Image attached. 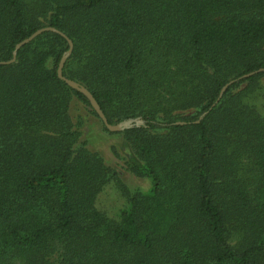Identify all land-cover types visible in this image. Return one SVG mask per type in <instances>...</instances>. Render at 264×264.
Returning a JSON list of instances; mask_svg holds the SVG:
<instances>
[{
    "label": "trees",
    "instance_id": "16d2710c",
    "mask_svg": "<svg viewBox=\"0 0 264 264\" xmlns=\"http://www.w3.org/2000/svg\"><path fill=\"white\" fill-rule=\"evenodd\" d=\"M45 26L151 186L39 34L0 63V264H264V0H0V61Z\"/></svg>",
    "mask_w": 264,
    "mask_h": 264
},
{
    "label": "rangeland",
    "instance_id": "374dc122",
    "mask_svg": "<svg viewBox=\"0 0 264 264\" xmlns=\"http://www.w3.org/2000/svg\"><path fill=\"white\" fill-rule=\"evenodd\" d=\"M80 109L84 111V105L82 103H80ZM89 119L90 121L86 124L85 130L88 136L91 135L90 146L101 151L112 165L122 171L124 181L129 188L148 189L151 186V180L145 177H139L125 169L124 159L114 154L112 145L115 144L120 149L121 135L114 131L110 133L101 129L97 118L90 117ZM92 134H94L93 137ZM121 154L123 155V153ZM127 203L126 196L115 181H111L105 185L104 189L98 194L96 201L97 207L112 218H117Z\"/></svg>",
    "mask_w": 264,
    "mask_h": 264
},
{
    "label": "water",
    "instance_id": "95a60500",
    "mask_svg": "<svg viewBox=\"0 0 264 264\" xmlns=\"http://www.w3.org/2000/svg\"><path fill=\"white\" fill-rule=\"evenodd\" d=\"M45 31H56V32H59L61 33L62 35H64L67 40H68V43H69V48L68 50L63 54L61 60H60V63H59V66H58V75L61 79H63L68 85H70L72 88L82 92L90 101L92 107L95 109V111L98 113V115L100 116V118L103 120L105 126L111 130V131H119L121 129H123L125 126H128L130 125V121H125V122H121V123H118V124H111L109 121H108V118L106 117L104 111L102 110L100 104L98 103V101L96 100L95 96L93 95V93L83 84H81L80 82L76 81V80H73L71 78H68L64 75L63 73V68H64V65H65V62L67 60V58L70 56V54L72 53V50L74 48V43H73V40L71 38H69L64 32L56 29L55 27H52V26H45V27H42V28H39L37 29L35 32H33L31 35H29L28 37L24 38L23 40H21L20 42H18L16 44V47L13 51V57L7 61H0V63H13L16 61L17 59V53H18V50L23 46L25 45L26 43L32 41L36 36H38L39 34L45 32ZM261 70H264V69H260L258 71H261ZM257 71H253L249 74H254L256 73ZM249 74H246L249 75ZM233 82V80H231L230 82H228L227 84H225L223 86V89H222V92L221 94L227 89V87L229 86V84H231Z\"/></svg>",
    "mask_w": 264,
    "mask_h": 264
}]
</instances>
